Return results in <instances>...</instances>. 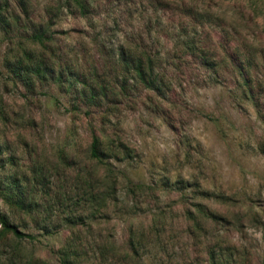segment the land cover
Here are the masks:
<instances>
[{
    "label": "rangeland",
    "instance_id": "rangeland-1",
    "mask_svg": "<svg viewBox=\"0 0 264 264\" xmlns=\"http://www.w3.org/2000/svg\"><path fill=\"white\" fill-rule=\"evenodd\" d=\"M43 1L28 0L31 21L42 16ZM149 1L96 0L93 29L64 12L51 27L62 50L84 41L92 54L90 36L99 31L105 40L102 53L110 42L135 32H140L147 52H158L154 71L162 79L161 93L141 85L129 88L127 94L114 97L113 110L103 124L106 103L89 107L80 102L75 110L70 107V94L55 84L42 86L35 81L30 93L22 87L14 89L2 66L11 44L0 32V177L23 170L34 158L52 164L55 151L68 142L76 149L75 164L82 166L90 135L115 133L129 153L112 162L120 176L119 199L121 184L127 181L141 183L145 192L124 198L128 206L135 202L134 210L121 215L110 212L92 224L94 235L98 231L117 250H125L127 227L145 228L151 212L159 209L164 227L157 246L142 254L143 258L148 254L147 263L152 257V264H209V250L219 244L232 247L236 264H264V33L249 22L248 11L240 12L233 1L182 0L179 9L180 0L175 4L169 0L156 12ZM204 8L217 18L198 22L192 12L185 13ZM233 17L248 27L231 28ZM180 25L186 32L192 26L196 29L198 53L188 54L177 45ZM234 29L237 39H233ZM240 41L255 47L241 62L249 61L242 71L249 85L244 94L234 67L237 57L232 54ZM7 159L12 164L4 162ZM51 179L54 185L60 183L56 177ZM196 202L220 219L194 213L200 227L194 230L184 212L193 211ZM0 211H6L1 200ZM51 230L58 232L41 237L42 246L36 251L53 264L47 247H55L68 231L60 217L53 220Z\"/></svg>",
    "mask_w": 264,
    "mask_h": 264
},
{
    "label": "trees",
    "instance_id": "trees-1",
    "mask_svg": "<svg viewBox=\"0 0 264 264\" xmlns=\"http://www.w3.org/2000/svg\"><path fill=\"white\" fill-rule=\"evenodd\" d=\"M168 1L150 0L149 4L156 12ZM170 1L174 3L176 0ZM228 1H233L240 12L241 9L248 11L249 22L257 24L264 33L263 0H244L243 3H240L241 0ZM180 3L179 9L182 0ZM27 4L28 0H0V32L3 39L11 44L2 57V66L6 80L14 89L22 87L30 93L35 81L42 86L55 84L70 94V107L75 110L80 102L89 107L106 103L102 124L106 114L113 110L114 97L127 94L129 88L131 90L141 85L147 90L161 93L162 79L154 71L158 52L149 53L143 48L140 32L124 34L114 43L107 41L109 45L103 53L105 40L100 38L99 31L90 36L88 45L92 54L84 41L67 50L56 45L51 27L58 16L63 12L74 15L93 29L96 24L94 9L99 7L96 0H44L40 6L42 16L38 21H31ZM185 11L186 14L192 12L198 22H210L217 18L208 8ZM230 23L231 28L238 24L248 27V24H241V20L234 17ZM20 28L27 33L24 34ZM190 28L189 32L181 25L176 29L177 45L188 54L198 53L200 49L196 48L194 39L196 29L194 26ZM232 34L233 39H237L235 29ZM20 38L22 41H17ZM236 46L238 48L232 49V54L237 57L234 67L242 79L240 85L244 94L249 92V85L242 71L248 69L249 61L245 59V63L241 62L245 54L251 53L255 47L253 43L247 45L244 41L236 43ZM94 54L97 59L93 60L91 57ZM67 58H70V62ZM101 128L103 133V125ZM76 156L74 144L68 142L55 151L52 164H47L43 157L34 158L23 170L8 171L0 177V200L6 207V211H0V264H51L38 252L42 246L41 237L58 232L52 231L51 227L53 220L59 217L68 233L55 247H47L53 264H152L153 258L151 263H147L148 254L144 258L142 254L159 243V233L164 227L163 211L155 209L151 212L150 222L145 228L127 227L125 250H117L114 242L106 237L102 239L98 231L95 235L92 231V224L99 223L102 217L106 219L108 213L121 215L135 209L133 200H130L132 205L125 204L128 202V199H124L126 196L131 198L137 193L141 196L145 192L141 183L127 181L121 184L123 197L119 199L117 188L120 176L112 162L129 157L126 146L115 133L111 136L92 133L82 166L75 164ZM4 162L12 164L11 159ZM1 168L3 159L0 157ZM53 177L59 179L60 183L54 185ZM193 206V211L186 209L184 213L194 230L200 228L194 213L207 219H220L219 215L208 211L201 203H193ZM13 218L17 219V223ZM20 218H23L21 223ZM231 250L232 247L217 244L209 250V264H236Z\"/></svg>",
    "mask_w": 264,
    "mask_h": 264
}]
</instances>
